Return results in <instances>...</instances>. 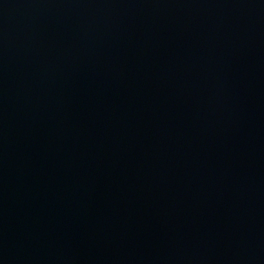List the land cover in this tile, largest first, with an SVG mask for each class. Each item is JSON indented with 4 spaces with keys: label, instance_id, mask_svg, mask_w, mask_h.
<instances>
[{
    "label": "water",
    "instance_id": "95a60500",
    "mask_svg": "<svg viewBox=\"0 0 264 264\" xmlns=\"http://www.w3.org/2000/svg\"><path fill=\"white\" fill-rule=\"evenodd\" d=\"M0 264H264V0H0Z\"/></svg>",
    "mask_w": 264,
    "mask_h": 264
}]
</instances>
